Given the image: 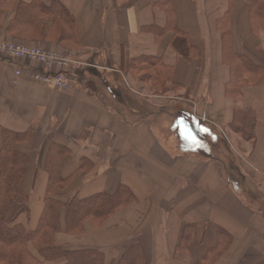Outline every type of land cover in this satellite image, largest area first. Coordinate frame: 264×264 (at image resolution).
Masks as SVG:
<instances>
[{"label":"crops","instance_id":"crops-1","mask_svg":"<svg viewBox=\"0 0 264 264\" xmlns=\"http://www.w3.org/2000/svg\"><path fill=\"white\" fill-rule=\"evenodd\" d=\"M34 5L50 12L25 26L22 10ZM52 5L0 0V42L71 60L0 56V152L4 133L22 135L13 150L26 161L27 212L9 226L35 230L55 170L64 185L50 198L61 203L120 187L131 194L78 231H65L61 209L52 241L60 250L95 251L106 264L133 248L141 264H264V0ZM59 73L65 90L33 80Z\"/></svg>","mask_w":264,"mask_h":264},{"label":"trees","instance_id":"trees-1","mask_svg":"<svg viewBox=\"0 0 264 264\" xmlns=\"http://www.w3.org/2000/svg\"><path fill=\"white\" fill-rule=\"evenodd\" d=\"M53 2L54 0H50L49 8L52 12L55 10ZM262 9L263 7L259 6L258 10ZM41 10L42 13L50 12L37 5L22 10L23 18L27 19V22L23 24L31 26ZM50 23L55 26L56 22L50 20ZM65 24L68 26L67 21ZM69 24H71L70 21ZM4 134L3 147L0 152V264H40V261L27 251L28 244L33 246L38 256L44 261L63 257L65 264H106L103 256L98 252L70 253L52 244L55 234L60 230L59 212L61 209L64 210L65 231L72 232L77 230L83 221L103 220L128 204L131 200L129 191L120 187L114 195L97 194L83 200L75 197L67 198L64 203H61L50 198V196L58 197L64 185V181L57 176L54 170L49 173L45 206L35 230L26 232L18 225L10 227L9 224L14 222L20 214L27 212L28 199L22 190L26 161L24 156L13 150V146L20 142L22 135ZM12 204L17 205V209L12 217L6 220L4 214ZM117 264H141L139 249H130Z\"/></svg>","mask_w":264,"mask_h":264},{"label":"built area","instance_id":"built-area-1","mask_svg":"<svg viewBox=\"0 0 264 264\" xmlns=\"http://www.w3.org/2000/svg\"><path fill=\"white\" fill-rule=\"evenodd\" d=\"M0 56L7 58L10 61L16 60H29L34 61L45 66H60L65 67L71 60L63 55L44 50L38 46L25 45V44H15L12 42H0ZM76 68L81 64L75 63ZM19 71H16L15 75L19 76ZM33 80L47 85L59 90H65L68 88V81L63 74H45V75H35ZM18 81L14 79L13 84H16Z\"/></svg>","mask_w":264,"mask_h":264},{"label":"rangeland","instance_id":"rangeland-1","mask_svg":"<svg viewBox=\"0 0 264 264\" xmlns=\"http://www.w3.org/2000/svg\"><path fill=\"white\" fill-rule=\"evenodd\" d=\"M231 144H233V143H231ZM230 153H231V155L234 156V154H236V151L235 152L234 151H230Z\"/></svg>","mask_w":264,"mask_h":264},{"label":"snow or ice","instance_id":"snow-or-ice-1","mask_svg":"<svg viewBox=\"0 0 264 264\" xmlns=\"http://www.w3.org/2000/svg\"><path fill=\"white\" fill-rule=\"evenodd\" d=\"M189 138H191V139H193V140L195 139L194 137H191L190 135H189Z\"/></svg>","mask_w":264,"mask_h":264}]
</instances>
